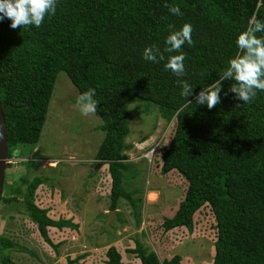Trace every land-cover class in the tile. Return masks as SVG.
I'll return each mask as SVG.
<instances>
[{
    "label": "trees",
    "instance_id": "16d2710c",
    "mask_svg": "<svg viewBox=\"0 0 264 264\" xmlns=\"http://www.w3.org/2000/svg\"><path fill=\"white\" fill-rule=\"evenodd\" d=\"M165 4L179 6L182 15L172 14ZM253 14L264 21V0H57L55 15H46L39 28L12 29L5 18L0 21V97L8 158L37 148L58 76L65 73L79 95L95 89L103 122L99 128L105 133L96 161L108 166L110 209L116 211L120 199L132 196L124 187L134 147L127 142L130 106L136 101L155 104L173 123L161 173L177 171L187 181L185 197L176 213L165 218L164 231L186 228L193 233L195 214L208 204L216 219L213 264H264V91L244 104L229 91L233 81L227 80L212 109L195 101L235 56L237 37ZM185 23L192 26L193 45L182 46L185 75L177 77L164 67L169 55L165 40L169 25L180 29ZM152 45L165 60L143 58ZM181 79L193 88L188 98L181 95ZM30 163H23L28 171L34 166ZM48 182L25 174L2 199L22 202L42 238L52 244L50 228L78 226L54 220L48 208L38 205V189ZM16 247L0 236L1 264H13L10 253ZM128 251L141 264H182L180 255L161 261L140 241ZM106 257V264H125L116 246L108 248ZM79 260L69 258L68 264Z\"/></svg>",
    "mask_w": 264,
    "mask_h": 264
},
{
    "label": "rangeland",
    "instance_id": "374dc122",
    "mask_svg": "<svg viewBox=\"0 0 264 264\" xmlns=\"http://www.w3.org/2000/svg\"><path fill=\"white\" fill-rule=\"evenodd\" d=\"M78 96L69 77L60 73L40 143L24 157L20 150L15 152L19 157L6 169L3 192L7 195L25 174L30 179L49 178L38 189V205L48 208L54 220H71L78 229L50 228L52 244L48 243L22 202L6 204L2 199L0 236L17 244L10 253L13 264H68L69 258H80L77 264H106L110 246L118 248L125 264H141L128 251L137 241L155 251L161 261L180 255L182 264H213L217 231L208 204L195 214L193 233L186 228L165 232L162 226L165 218L176 213L187 190V181L177 171L161 173L173 123L155 104L136 101L130 106L127 142L134 147L128 153L124 187L132 196L120 199L118 209L112 211L108 166L96 161L105 138L99 128L103 122L97 112L80 113ZM23 161H30L32 170Z\"/></svg>",
    "mask_w": 264,
    "mask_h": 264
},
{
    "label": "clouds",
    "instance_id": "9594fccd",
    "mask_svg": "<svg viewBox=\"0 0 264 264\" xmlns=\"http://www.w3.org/2000/svg\"><path fill=\"white\" fill-rule=\"evenodd\" d=\"M57 0H0V21L5 18L11 20L12 29L25 28L34 25L39 28L45 16H53L56 13ZM174 15H182L180 7L165 4ZM169 35L165 43L164 52L169 53L164 67L177 77L185 75L184 61L186 56L181 52L185 43L193 45L192 26L185 23L180 29L169 25ZM264 21L257 19L256 14L248 21L246 30L242 31L236 40L237 49L235 56L228 61V66L218 74L212 84L203 87L195 95V101L199 105L206 104L209 109L220 103L222 82L233 81L229 91L235 94L238 100L250 103L257 95V91H264ZM178 53V54H172ZM146 61L159 63L165 60L164 54L156 45L146 47L143 51ZM181 87V95L188 98L193 95V88L186 80H178ZM95 89H88L77 97V107L82 115L95 114L98 102L94 99ZM19 157V156H18ZM9 159V158H8ZM11 164V163H10Z\"/></svg>",
    "mask_w": 264,
    "mask_h": 264
},
{
    "label": "water",
    "instance_id": "95a60500",
    "mask_svg": "<svg viewBox=\"0 0 264 264\" xmlns=\"http://www.w3.org/2000/svg\"><path fill=\"white\" fill-rule=\"evenodd\" d=\"M8 138H7V126L3 110V103L0 97V205L2 202L5 179H6V169L8 163ZM112 216L115 215V212L111 213Z\"/></svg>",
    "mask_w": 264,
    "mask_h": 264
},
{
    "label": "built area",
    "instance_id": "2783aa9c",
    "mask_svg": "<svg viewBox=\"0 0 264 264\" xmlns=\"http://www.w3.org/2000/svg\"><path fill=\"white\" fill-rule=\"evenodd\" d=\"M153 153H154V152H153ZM17 158H18V156H16V157L14 156V157L8 159V162L11 163V162L13 161V159H17Z\"/></svg>",
    "mask_w": 264,
    "mask_h": 264
}]
</instances>
